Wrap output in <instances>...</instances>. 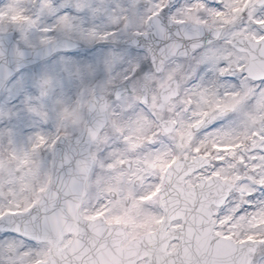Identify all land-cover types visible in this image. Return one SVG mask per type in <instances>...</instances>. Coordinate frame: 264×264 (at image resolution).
Returning a JSON list of instances; mask_svg holds the SVG:
<instances>
[{"label":"snow or ice","instance_id":"6c2138e0","mask_svg":"<svg viewBox=\"0 0 264 264\" xmlns=\"http://www.w3.org/2000/svg\"><path fill=\"white\" fill-rule=\"evenodd\" d=\"M0 264H264V0H0Z\"/></svg>","mask_w":264,"mask_h":264},{"label":"rangeland","instance_id":"374dc122","mask_svg":"<svg viewBox=\"0 0 264 264\" xmlns=\"http://www.w3.org/2000/svg\"><path fill=\"white\" fill-rule=\"evenodd\" d=\"M87 103V102H86ZM109 112H110V115L111 116H114V114L112 113V111L111 110H109ZM74 115H75V118H76V120L78 121V122H82V123H84V121L86 120V118H87V112H81V110H80V107L79 106H77L76 107V111H75V113H74ZM167 115V113H161V112H158V116H166ZM118 116V115H117ZM123 127L125 128V130L126 129H128L129 127H131V125H129L128 123H127V121H123ZM121 128V127H120ZM148 132H150V123H149V126H142V127H138L137 128V130L135 131V132H133L132 133V135H135V136H144L146 133H148ZM141 136V137H142ZM141 142V141H140ZM129 151H134V148L133 149H129ZM94 155H95V157H96V153H94ZM109 155L111 156V155H113V153H109ZM121 155L122 156H125L126 154L125 153H121ZM138 161H133V163H137ZM101 167H103V163L101 162ZM117 175L118 176H121L122 174H120L119 173V170H118V166H117ZM106 178L108 179L107 181H109V177L108 176H100L99 178H98V181H97V183H99V182H106ZM107 183H109V182H107ZM110 184V183H109ZM127 229H128V231L130 232V234H131V236H136V235H138V234H140V233H142V231H140V230H133V229H131V227L130 226H128L127 227Z\"/></svg>","mask_w":264,"mask_h":264},{"label":"flooded vegetation","instance_id":"af4514ba","mask_svg":"<svg viewBox=\"0 0 264 264\" xmlns=\"http://www.w3.org/2000/svg\"><path fill=\"white\" fill-rule=\"evenodd\" d=\"M111 118H112V117H111ZM112 121H114V124H113V125L110 124V125L107 127V129L105 128V129L102 131V134H101V136H100V141H101L102 144L108 142L109 136H111V135L113 134L114 131H115V132H119V131L117 130V128L123 127V125H122L123 122L121 121V118H120L119 116L115 115L114 118H112ZM111 125H112V126H111ZM123 131H125V128H124L121 132H123ZM141 136H142V135H141ZM107 180H108V179L106 178V182H109V183L112 182V180H111L110 177H109V181H107ZM154 229H156V228H154ZM130 240H131V238H130V239H125V240L122 242V246L126 245ZM173 244H174V242H172L171 240H169V242H168V245H169L168 250H169L170 252L174 251V250L178 247V244H176V245H174V246H173ZM141 251H143V248L141 249Z\"/></svg>","mask_w":264,"mask_h":264},{"label":"water","instance_id":"95a60500","mask_svg":"<svg viewBox=\"0 0 264 264\" xmlns=\"http://www.w3.org/2000/svg\"><path fill=\"white\" fill-rule=\"evenodd\" d=\"M93 100H95V97H93ZM105 118L102 116L101 117V123H100V125H99V128H98V130H100L101 128H102V126L104 125V123H103V120H104ZM87 123V122H86ZM93 159V158H92ZM144 238H148V237H144ZM107 244V243H106ZM95 255L96 256H100L101 258H103V259H105L106 261H107V257H106V255H105V252H103L102 251V249H101V247H99V250L98 251H96L95 252ZM108 256V255H107ZM109 257V256H108Z\"/></svg>","mask_w":264,"mask_h":264}]
</instances>
